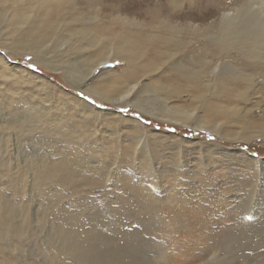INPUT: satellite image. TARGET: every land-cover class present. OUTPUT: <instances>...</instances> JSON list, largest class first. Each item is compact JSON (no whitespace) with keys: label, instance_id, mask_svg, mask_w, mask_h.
I'll use <instances>...</instances> for the list:
<instances>
[{"label":"rangeland","instance_id":"obj_1","mask_svg":"<svg viewBox=\"0 0 264 264\" xmlns=\"http://www.w3.org/2000/svg\"><path fill=\"white\" fill-rule=\"evenodd\" d=\"M154 1L97 2L116 4L128 20L143 22L141 10ZM209 1L211 10L203 15L208 20L213 8L233 6ZM0 40V264H199L216 254L220 264H264V143L254 129L264 126V75L248 89L258 102L246 117L256 120L254 127L209 115V124L218 121L230 136L238 126L240 134H257L231 141L210 129L150 117L130 102H108L118 92L102 100L86 91L122 72L125 62L116 52L108 54L109 46H117L113 40H95L96 47L62 60L54 52L37 60L35 53ZM186 52L176 57L180 65L207 74L208 64ZM96 57L108 61L78 88L65 69L81 74ZM224 60L231 67L224 65V87L214 92L219 98L228 88L244 89L232 71L250 72L234 49ZM152 75L123 85L137 82L138 99L161 105L159 82L167 85L168 78L156 81L158 72ZM167 104L190 110L195 101L183 95Z\"/></svg>","mask_w":264,"mask_h":264},{"label":"bare ground","instance_id":"obj_2","mask_svg":"<svg viewBox=\"0 0 264 264\" xmlns=\"http://www.w3.org/2000/svg\"><path fill=\"white\" fill-rule=\"evenodd\" d=\"M97 1L0 0V39L3 37L7 41L10 40L15 48L35 53L37 60H44L43 55L51 52H54L56 56L54 58L62 60L61 56L84 54L89 47H96L95 40L101 38L113 40L117 46H109L108 54L116 52L125 62L122 72L113 73L98 87L86 86L88 88L86 91L95 93L102 100L105 98L108 100L115 92H118L117 96L108 102L114 105L123 103L125 106L130 102L133 107L150 117L177 122L185 126L210 129L225 140L247 142L249 137H257V134H252V136L248 133L240 134L244 129L239 126V131L234 130L236 134L230 136L229 132H222L223 129L219 127L218 121L215 122L217 124H209V115H215V118L223 119L226 123L236 120L244 127H254L257 124L256 120H247L246 117H250L253 107L258 105V102L250 100L248 89L260 80L258 75H264V0H227L228 4L233 5L232 8L227 10L222 7L215 10L213 8L216 13L213 17L209 15V20L203 16L211 10L208 6L209 0H155L149 8L141 10L140 15H143V22L141 19L128 20V16L123 15L121 8L116 4L111 3L110 5ZM120 7L128 11L127 8ZM104 11L108 14H103ZM185 12L195 15L198 12L201 15L197 13V16L190 18L185 16ZM145 18L147 21L144 20ZM184 18L187 21L183 20ZM197 18L201 19V23L195 22ZM190 19L194 20L190 21ZM66 34L69 37L78 36L81 42L71 44L72 42H69L71 39L65 37ZM119 41L121 43H117ZM3 42L0 40V44H4ZM232 49L242 67L250 70L247 76H243L241 72L232 71L235 73L232 78L242 80L244 89L241 92H234L232 88H228L224 97H215V89L224 87L221 80V73L225 70L224 65L231 67L224 60V56L229 55ZM185 51L196 55L198 64L199 62L208 64L207 74H205V69L204 74L203 71H199L202 74L200 75L190 64L189 66L180 65L176 57L182 56ZM205 56L209 58L206 59ZM101 58L96 57L93 63L98 62L81 74L69 75L67 73L70 72L69 69H65L64 72L76 86L79 85L77 86L79 88L81 85H86L85 81L92 76L98 64L108 61L106 58ZM164 66H168L175 73L167 74ZM182 67H185L184 69L188 72L189 70L194 71L192 73L181 72ZM157 72L159 75L156 81L161 80L162 75H167L169 82L167 85L159 82L163 90L160 96L161 105H155L152 100L143 102L138 99L134 95L137 82L127 86L123 85L126 84L125 80H132L137 75L153 76L152 74ZM208 92L209 96L206 95ZM231 94L235 97L232 98ZM183 95L191 98L192 102L195 101V106L188 108L190 110H187V107L167 104L169 100L181 99ZM131 96L132 98L128 101ZM215 99L217 103L214 102ZM125 100L128 102H122ZM222 100L233 104L225 106L221 103ZM249 103L251 106L246 109L244 105ZM210 106L211 109H208ZM200 109L208 110L203 112V115L197 116ZM259 122L264 124V119ZM254 129L261 132L264 143V126ZM256 186V184L251 186L250 191L257 190ZM216 255L202 260L199 264H220Z\"/></svg>","mask_w":264,"mask_h":264}]
</instances>
